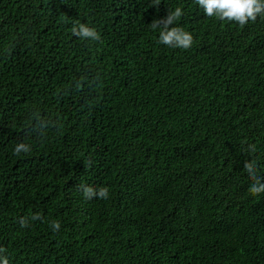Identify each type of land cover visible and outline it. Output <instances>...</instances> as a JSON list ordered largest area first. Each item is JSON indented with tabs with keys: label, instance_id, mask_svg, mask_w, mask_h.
Returning a JSON list of instances; mask_svg holds the SVG:
<instances>
[{
	"label": "trees",
	"instance_id": "obj_1",
	"mask_svg": "<svg viewBox=\"0 0 264 264\" xmlns=\"http://www.w3.org/2000/svg\"><path fill=\"white\" fill-rule=\"evenodd\" d=\"M153 3L0 0L9 264H264V193L244 170L264 183V14L240 27ZM177 7L187 50L151 28ZM81 23L100 39L74 36Z\"/></svg>",
	"mask_w": 264,
	"mask_h": 264
},
{
	"label": "clouds",
	"instance_id": "obj_2",
	"mask_svg": "<svg viewBox=\"0 0 264 264\" xmlns=\"http://www.w3.org/2000/svg\"><path fill=\"white\" fill-rule=\"evenodd\" d=\"M160 0H154L153 5L159 6ZM195 3L203 10L205 16L215 17L221 21L235 22L240 27H244L249 21H255L258 15L264 14V0H195ZM183 10L180 7L174 11H169L166 17L162 19H154L151 23V28L155 31L160 29L158 43L170 48H179L187 50L193 44V36L181 27L173 25L182 17ZM74 36L81 39L99 40L100 35L93 27L86 24L74 25L71 29ZM30 147L24 143L18 144L14 149V154L18 155L21 152H29ZM254 151V148H253ZM244 170L248 173L250 179L255 181L249 188V192L258 196L264 193V183L256 176L255 161L245 162ZM81 189L85 199H107L109 192L107 188L101 187L94 189L90 186L81 185ZM39 216H34L33 219H39ZM22 226L27 225V221L21 219ZM60 223L53 221V231H59ZM6 252V249L0 248V253ZM0 264H9L7 256H0Z\"/></svg>",
	"mask_w": 264,
	"mask_h": 264
}]
</instances>
